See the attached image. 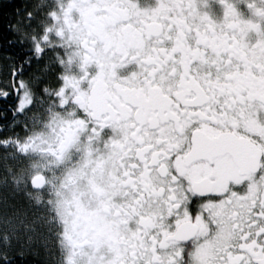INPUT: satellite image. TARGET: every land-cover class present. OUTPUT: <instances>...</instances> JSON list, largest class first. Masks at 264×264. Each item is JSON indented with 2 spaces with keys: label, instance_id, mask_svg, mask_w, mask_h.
Instances as JSON below:
<instances>
[{
  "label": "snow or ice",
  "instance_id": "1",
  "mask_svg": "<svg viewBox=\"0 0 264 264\" xmlns=\"http://www.w3.org/2000/svg\"><path fill=\"white\" fill-rule=\"evenodd\" d=\"M2 29L0 264H264V0H26Z\"/></svg>",
  "mask_w": 264,
  "mask_h": 264
},
{
  "label": "flooded vegetation",
  "instance_id": "2",
  "mask_svg": "<svg viewBox=\"0 0 264 264\" xmlns=\"http://www.w3.org/2000/svg\"><path fill=\"white\" fill-rule=\"evenodd\" d=\"M26 0H0V11L7 13H12V11L17 7H23V4ZM237 7L247 16L248 10L242 5L237 4ZM213 10L220 14L222 11L221 6L218 2L212 4ZM12 36V33L6 29L0 30V62H3V54L5 52L15 53L18 49V46L13 44L9 45L7 43L8 39ZM76 247L73 248V241L69 240L63 244L60 248L55 259L59 264H63V257L67 256L69 258L75 257L77 264H86L87 260L96 257L98 264H107L108 259L110 258L111 245L108 244L107 239L100 240H85L77 241Z\"/></svg>",
  "mask_w": 264,
  "mask_h": 264
},
{
  "label": "trees",
  "instance_id": "3",
  "mask_svg": "<svg viewBox=\"0 0 264 264\" xmlns=\"http://www.w3.org/2000/svg\"><path fill=\"white\" fill-rule=\"evenodd\" d=\"M3 1H5V0H3ZM22 264H42V260H41V257L30 255V256L23 259Z\"/></svg>",
  "mask_w": 264,
  "mask_h": 264
},
{
  "label": "rangeland",
  "instance_id": "4",
  "mask_svg": "<svg viewBox=\"0 0 264 264\" xmlns=\"http://www.w3.org/2000/svg\"><path fill=\"white\" fill-rule=\"evenodd\" d=\"M7 211H11V209H7ZM46 264H51V260H48Z\"/></svg>",
  "mask_w": 264,
  "mask_h": 264
}]
</instances>
